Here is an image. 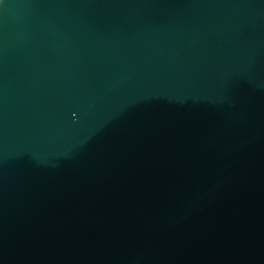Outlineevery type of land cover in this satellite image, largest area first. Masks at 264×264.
I'll return each instance as SVG.
<instances>
[{"label":"water","instance_id":"obj_1","mask_svg":"<svg viewBox=\"0 0 264 264\" xmlns=\"http://www.w3.org/2000/svg\"><path fill=\"white\" fill-rule=\"evenodd\" d=\"M0 264H264V0H0Z\"/></svg>","mask_w":264,"mask_h":264}]
</instances>
